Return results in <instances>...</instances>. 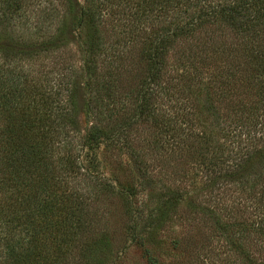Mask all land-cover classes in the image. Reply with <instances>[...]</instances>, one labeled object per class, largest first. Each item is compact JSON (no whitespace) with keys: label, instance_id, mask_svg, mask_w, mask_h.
<instances>
[{"label":"trees","instance_id":"16d2710c","mask_svg":"<svg viewBox=\"0 0 264 264\" xmlns=\"http://www.w3.org/2000/svg\"><path fill=\"white\" fill-rule=\"evenodd\" d=\"M72 23L92 117L83 133L76 72L45 84L35 68L64 53ZM149 119L163 141H192L203 186L184 214L181 187L140 210L135 182H104L106 198H124L145 264L214 263L209 244L218 264H264V0H0V264H110L99 149L126 146ZM82 154L89 193L70 184ZM168 218L188 223L176 242L187 256L154 252L151 228Z\"/></svg>","mask_w":264,"mask_h":264},{"label":"rangeland","instance_id":"374dc122","mask_svg":"<svg viewBox=\"0 0 264 264\" xmlns=\"http://www.w3.org/2000/svg\"><path fill=\"white\" fill-rule=\"evenodd\" d=\"M74 1L77 7L84 2V0ZM79 35L81 33L75 23L70 24L66 36L68 47L64 53L60 57H56V61L54 58V61L46 59L40 65H35V68L42 75L45 84L56 83L59 76H67L71 69L76 72V92L80 105L77 123L83 133L91 124L92 117L86 106L89 92L86 86L87 75L85 63L82 60ZM159 128V125L152 122L151 119L145 120L134 125L128 132L126 146H114V148L102 146L99 149L98 158L101 164L97 170L100 171L97 183L102 185L96 187L94 197L96 196L100 200V208L106 212L104 219L107 220L106 225L110 233L112 249L110 264H145V261L141 256L139 247L130 240L127 230L131 221L127 214L124 198L118 194L106 195L108 198L104 195L102 186L107 179L110 178L113 183L119 182L123 185H127L129 181L135 182L136 200L140 210H153L156 207L160 209L159 205L163 201L164 195L175 187H181L184 195L178 210L187 214V206L193 203L196 192L202 189L203 178L197 169L199 166L196 161L197 155L193 157L191 148L188 147L192 141L188 140L184 145H182L183 143H175L173 140L163 141L158 135ZM194 130L201 129L196 125ZM79 162L84 168L80 172V176L70 178V184L89 193L91 183L82 174L86 168L91 169L92 166L83 158V154ZM114 176L117 178L115 179ZM162 223L160 221L159 225L153 224L151 228L153 232L151 245L154 252L167 259L175 257L179 253L187 256L189 249L185 242L179 246L184 248L182 252L176 248L178 239L180 241L183 240V237H188L186 220L168 218L166 223L161 225ZM199 238H203V236L200 235ZM219 251L221 249H213L210 244L201 250L214 262H209V264H218L217 260L214 259V253ZM226 252L231 254L233 250L226 249Z\"/></svg>","mask_w":264,"mask_h":264}]
</instances>
